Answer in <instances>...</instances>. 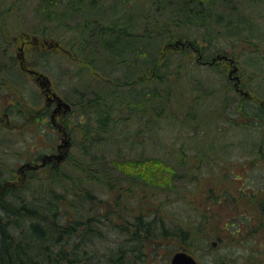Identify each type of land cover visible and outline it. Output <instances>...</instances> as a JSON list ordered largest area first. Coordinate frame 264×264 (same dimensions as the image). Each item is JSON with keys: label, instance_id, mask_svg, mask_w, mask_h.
Wrapping results in <instances>:
<instances>
[{"label": "rangeland", "instance_id": "1", "mask_svg": "<svg viewBox=\"0 0 264 264\" xmlns=\"http://www.w3.org/2000/svg\"><path fill=\"white\" fill-rule=\"evenodd\" d=\"M30 1L21 4L28 6L23 9L18 2L7 0L5 12L0 15V59L6 60L8 57H13L15 67L20 68L21 61L18 54L22 51L23 62L27 63L28 67L31 66L30 68L45 74L46 78L44 82H41V79L37 80L23 70L24 81L19 80L25 84L21 85L19 90L8 84L0 90V138H2L0 172L2 176L10 178L13 183L32 184L33 181H30L29 176L33 175L46 180L53 167H57L62 176H64L63 170H66L67 184L74 185L81 176L85 178L86 186L90 187L97 198H102V205L110 207L114 205L111 207L114 209L113 219L118 225H122L119 212L123 207L117 204L125 208L135 204L137 207L139 204L138 209L146 219L150 217L146 215L151 211L157 218H164L166 224L168 219L178 220L185 216L190 223L204 224L201 225L203 229L207 230L205 226L208 225L212 229L208 239L209 245L217 241L216 237L219 235L222 238L221 242L211 249V246L201 248L203 241L199 238L204 235L202 231H199V236L193 237L198 241L190 240L187 244H183L173 236L160 238L157 235L154 241L153 238L144 241L142 260L138 264H170L172 253L182 248L192 253L199 264H215L219 262V257L228 254L236 256L237 263L243 264L245 255H249L248 246L244 242L249 234L245 231L238 233L237 229H247L244 224V214L249 216L251 222L260 219L257 202L252 201L248 205L246 204L248 199L244 197L253 191H258L262 193L260 197L264 198V155L258 154L254 149L249 151L237 149L239 144L232 152L217 141L212 144L213 131L211 130L214 126L219 130L218 134L224 136L226 141H234L237 138L244 141L250 139V134L245 130V122L253 123V121L245 114L234 112L232 107L238 104L240 97H245L236 90V84L238 88L248 92L252 98L259 96L264 101V0H216L217 7L213 10L214 14L211 13L209 21L205 22L207 25L196 21L192 11L188 16L184 13L162 14L155 10L154 0H100L101 5L98 10L90 2L82 6L81 14L83 15L96 14L98 11L100 14H109L112 11L115 13L111 19L123 13V16L131 22L144 8L143 13L150 18L149 27L159 30L161 32L159 37L162 36L161 40L164 41L161 46L162 58L158 66L169 60L172 62L167 68L169 78H162L158 83L155 81L157 67L153 68L152 65H149L146 73L136 76L147 81L144 85L138 84V88L154 90L155 85L158 87L162 95L158 103L161 116L156 118L151 111H148L149 119L137 114L135 124L129 125L131 128L134 127L137 133L134 135L135 132L132 131L134 138L132 139L131 136L132 141H127L122 147L129 152L128 155L160 156L170 163H178L176 173L184 176L176 179V186L172 187V191L165 188H136L137 197L141 196L138 203L135 202L133 194L128 192L129 183L121 185L123 187L120 186L117 190L109 189L107 180L111 176L106 177L97 172L100 178H90L92 174L86 170L82 172L76 166L72 168L73 163L70 159L80 155V162L85 169H91L88 165L91 158L88 160L89 154L83 149V146L88 143L87 136H90V133L85 134L87 128L83 126L84 124L77 123L79 108L73 106L71 100L66 97V94L70 93V96L75 98L72 82L78 79V72H86L84 77L90 75L113 82L115 77L122 74L126 66L111 67V76L107 79L93 68L81 69L82 63L79 57L73 54L74 52L78 55L77 45L73 40L76 36L75 16L66 19L64 22L66 28L59 27L53 32L59 35L58 37L54 34L50 35V28L55 23L43 19L42 16L34 15ZM191 5L194 6V4ZM207 5L208 2H204L198 9L206 10ZM232 11H239L242 14L240 24L243 29L239 34L226 32L223 27L229 18L227 12L230 14ZM218 18L220 23H217ZM231 22L236 21L231 20ZM234 25L231 26L232 31L237 30ZM38 39L41 40L38 41ZM48 40H56L58 45L53 44L48 50H44L42 46H47ZM57 47L58 50H56ZM137 47L144 48L141 43ZM43 52H46L48 60H44V56L41 58ZM217 53L227 54L230 64H226V60L223 59H218L212 64H202V61L210 62ZM175 66L180 69H176ZM50 67H54L53 73L46 69ZM178 71L180 74L177 73ZM230 72L233 79L229 78ZM193 74L206 80L199 99L196 92L192 93L189 90L194 89L193 87L198 88V84L189 85L190 76ZM237 78H239L238 81ZM208 84L211 85L206 86ZM29 88L32 91L31 95H28L31 92ZM215 89H220L222 92L216 93ZM46 91L54 92L71 104L69 110L57 114L56 123L58 124H53L51 121L50 114L55 105L48 104ZM34 93L39 95V105L33 104ZM219 94H223L224 104H227L229 100L228 105L232 107L224 106L223 101L219 100ZM15 96L18 101L14 100ZM225 97L229 99L226 100ZM247 100L251 102L252 99L247 98ZM11 102H21L19 103L22 105L20 113L11 111L9 106ZM147 106L153 109V105L147 104ZM90 118H94L93 114L88 116L84 123L89 124ZM196 122L198 126H194ZM237 125L241 129H238ZM207 130L208 134L205 132ZM80 149L83 150V154ZM50 154H53V157L48 159V162L43 165L38 164L44 155ZM64 165L69 168H64ZM31 167H34L35 172H29ZM102 167H109L107 159L106 163L98 165V170ZM207 190L218 197H207ZM117 192L120 194L117 196L119 200L115 199ZM221 195H225L226 199H221ZM203 212L208 215L203 216ZM230 216H233L234 224L226 222ZM130 218V216L126 217V220ZM255 238H253L255 246L261 247L264 244V234L259 240ZM261 264H264V260Z\"/></svg>", "mask_w": 264, "mask_h": 264}, {"label": "trees", "instance_id": "2", "mask_svg": "<svg viewBox=\"0 0 264 264\" xmlns=\"http://www.w3.org/2000/svg\"><path fill=\"white\" fill-rule=\"evenodd\" d=\"M13 1L21 5L28 0ZM154 1L155 10L162 14L184 13L188 16L192 11L193 18L201 23L208 22L211 13L217 7L216 4L210 3L211 0ZM86 2H90L96 10L101 5L100 0H31L29 2L33 5L34 15L42 16L43 19L55 23L50 28V35L54 34L58 37L59 35L53 32L57 31L59 27L64 28L66 19L75 16L76 36L73 40L77 45L78 55L74 52L73 54L79 57L80 63H82L81 69L93 68L107 79L111 76V67L126 66L122 74L119 75L120 77H115L113 82H107L90 75L84 77L86 72H78V79L72 82L75 98H72L70 93L66 94V97L71 100L73 106L79 108L77 123L84 124L83 126L87 128L85 134L90 133V136H87L88 143L83 146V149L85 153L89 154L88 160L91 158L90 162L86 161L91 169H85L83 163L80 162V155L70 158L73 163L72 168L76 166L82 172L86 170L92 174L90 178H100L97 172L106 177L111 176L107 180V185L112 190H117L121 185L129 183L128 192L133 194L137 203L141 196L137 197L136 188H165L172 191V187L176 186V179L184 176L176 173L178 163H170L160 156L136 157L128 155L129 152L122 147L127 141H132L137 133L134 131V127H129L130 123L135 124L137 114L149 119L148 111H151L154 117L161 116L158 103L162 95L158 87L155 85L154 90L138 88V84L144 85L147 81L144 78L136 77L141 73H146L149 65H152L153 68L157 67L155 77L157 83L162 78H169L167 68L172 64L171 60L158 66L159 60L162 58L161 46L164 42L161 40L162 36L159 37L161 32L149 27L150 18L143 13L144 8L131 22L123 16V13L115 15L114 19H111L115 13L112 11L109 14H100L98 11L96 14L83 15L81 9ZM204 2H208L210 7L208 12L198 9L199 5L201 6ZM6 4L7 0H0V15L5 12ZM122 4L127 7L124 3ZM20 7L28 8L27 4ZM82 11L86 13V11ZM216 20H218L217 23H220L219 18ZM205 24L207 25V23ZM231 26L229 20L223 24L226 32L233 33ZM40 40L38 39V41ZM62 40L64 41V39ZM193 42L196 43L194 40ZM38 43L44 45L42 42ZM139 43L143 44V49H138ZM53 44L58 45V42L48 40V45L42 46V48L48 50ZM43 56L44 60H48L46 52H43L41 58ZM142 60L144 61L142 62ZM14 64L13 57H8L6 60L0 59V90L6 84L18 90L21 85L25 84L20 82V80L24 81L23 69L16 68ZM25 65L28 67L27 63ZM177 68L180 69V67ZM46 69L51 73L55 70L54 67ZM177 73L180 74L179 71ZM203 79L196 74L190 76L189 85L198 84V88L193 87L194 89L190 88L189 90L192 93L196 92L198 99L205 87L206 80ZM91 81L93 83H90ZM29 91H31L30 88ZM220 91L222 92L220 89L214 90L216 93ZM31 94L32 91L28 93V95ZM222 95L218 96L224 104ZM34 96L33 104L39 105V95L35 94ZM247 98H251V102ZM253 98L252 96L240 97L238 104L232 107L228 105L229 97H225L228 101L227 104H224V106L232 107L234 112H240L247 118H251L253 123L245 122V130L250 134V139L244 141L237 138L234 141H226L224 136L218 134L219 130L213 126V130H211V132L213 131L211 133L212 144L217 141L230 150L229 152L235 150L239 144L237 149H246V151L254 149L258 154L264 155V101L259 96ZM17 99L15 96L14 100ZM19 103L21 102H11L9 105L11 111L20 113L22 105ZM147 104L153 105V109L148 108ZM91 114L94 118H90L89 124L84 123ZM194 126H198L197 122ZM237 126L238 129H241L239 125ZM204 127L206 129V126ZM132 131L135 132L134 135ZM205 132L209 133L208 130ZM0 143H2V138H0ZM80 152L82 153L83 150L80 149ZM125 152L127 153L125 154ZM106 159L109 167H102L98 170V165L106 163ZM67 167L69 168L64 165V168ZM65 171L63 170L64 176H62L57 167H53L47 175L48 179L43 180L31 175L29 178L33 183L23 185L19 182H11L10 178H4L0 172V264H138L142 260L144 241L150 238H153L154 241L159 235L160 238L173 236L176 240L187 244L190 240L198 241L193 237L199 236V231L204 233L199 238L203 241L201 248L211 246L213 249L214 246L208 244L209 236L212 234V229L208 225L205 226L207 230L203 229L201 225L204 224L190 223L185 216L178 220L168 219V224H166L164 218H157L151 211L146 215L150 217L146 219L138 209L139 204L137 207L136 204L127 207L128 209L117 204L123 207L119 215L124 222L121 221L122 225L116 224L113 219L114 209L111 208L114 205L111 207L102 205V198H97L90 187L86 186L85 178L81 176L74 185L73 183L67 184L68 174ZM29 172H35L34 167H31ZM260 192L262 191L260 190ZM211 193L210 190H207V197H218ZM261 194L258 191H253L244 197L248 199L246 203L248 205L252 201L257 202L260 219L251 222L249 216L244 214V224L247 229H237L238 233L245 231L249 234V237L244 240L248 246L249 255H245L246 258L242 260L243 264H261L264 260V244L261 247L255 246L253 240L255 237L256 240H259L264 234V198L260 197ZM117 196H120L119 192L115 197L116 200H119ZM220 198L226 199L225 195H221ZM197 209L200 208L197 207ZM202 215L207 216L208 214L203 212ZM128 216L131 218L126 220ZM230 217L226 222L234 224L233 216ZM212 236L214 237V234ZM216 238L218 245L222 238L220 235ZM181 247L183 246L181 245ZM182 249L184 250V248ZM236 258V256L228 254L219 257V262H215V264H238Z\"/></svg>", "mask_w": 264, "mask_h": 264}, {"label": "water", "instance_id": "3", "mask_svg": "<svg viewBox=\"0 0 264 264\" xmlns=\"http://www.w3.org/2000/svg\"><path fill=\"white\" fill-rule=\"evenodd\" d=\"M20 56V61L21 63L23 62V58L22 55L19 54ZM217 57H222V56H217ZM226 57V56H224ZM215 59V58H214ZM213 59V60H214ZM31 73L36 74V78L37 79H41V82H44L45 80V76L42 73H39L37 71H33V70H29ZM246 93V92H245ZM52 97L56 99L57 102V108L54 110V112L51 114L52 118L55 117V114L57 112L58 107L63 106L64 111L70 108V105L63 101L59 96H57L55 93H52ZM49 157V156H48ZM44 162V160H43ZM216 241H213L212 244L215 246L216 245ZM170 264H199V262L197 261V259L188 251L186 250H178L176 252L173 253V255L170 258Z\"/></svg>", "mask_w": 264, "mask_h": 264}, {"label": "flooded vegetation", "instance_id": "4", "mask_svg": "<svg viewBox=\"0 0 264 264\" xmlns=\"http://www.w3.org/2000/svg\"><path fill=\"white\" fill-rule=\"evenodd\" d=\"M215 2H216V0H211V2L210 3H214L215 4ZM209 5H207V9L206 10H204L203 8V10L205 11V12H208L209 11ZM227 15H228V20H230V23L231 24H235L234 26L235 27H237V30H235L233 33L234 34H239L240 33V31L243 29L242 28V26H241V24H240V22L242 21V14H241V12H239V11H236V12H234V11H232V12H230V14H228V12H227ZM231 20L232 21H236V22H231ZM21 47L19 46V49H20ZM202 64H206V62H204V61H202ZM226 64H230V61L229 60H226ZM233 77V76H232ZM237 80V79H236ZM236 89H238L237 87H236ZM46 94H47V96L48 97H46L47 98V100H48V104L49 105H51V104H53L54 103V107H53V109H52V112H51V114L54 112V110L57 108V102H56V99L55 98H53L52 96H50L49 97V94H51V92H45ZM64 110V108H63V106H61V107H58V109H57V112H56V114H55V118H56V116H57V114L59 113V112H64L63 111ZM51 114H50V118H52V116H51ZM53 119V118H52ZM52 121V120H51ZM54 122H55V120H54Z\"/></svg>", "mask_w": 264, "mask_h": 264}, {"label": "bare ground", "instance_id": "5", "mask_svg": "<svg viewBox=\"0 0 264 264\" xmlns=\"http://www.w3.org/2000/svg\"><path fill=\"white\" fill-rule=\"evenodd\" d=\"M214 14V13H213Z\"/></svg>", "mask_w": 264, "mask_h": 264}]
</instances>
